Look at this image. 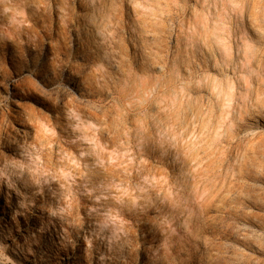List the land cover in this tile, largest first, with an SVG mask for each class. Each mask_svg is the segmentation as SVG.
Segmentation results:
<instances>
[{
  "label": "clouds",
  "instance_id": "obj_1",
  "mask_svg": "<svg viewBox=\"0 0 264 264\" xmlns=\"http://www.w3.org/2000/svg\"><path fill=\"white\" fill-rule=\"evenodd\" d=\"M0 264H264V0H0Z\"/></svg>",
  "mask_w": 264,
  "mask_h": 264
}]
</instances>
